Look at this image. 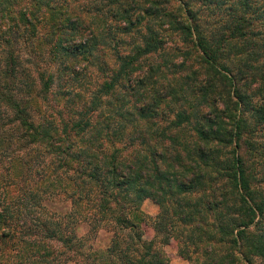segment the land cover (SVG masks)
<instances>
[{
  "label": "trees",
  "instance_id": "obj_1",
  "mask_svg": "<svg viewBox=\"0 0 264 264\" xmlns=\"http://www.w3.org/2000/svg\"><path fill=\"white\" fill-rule=\"evenodd\" d=\"M262 124L264 0H0V264H264Z\"/></svg>",
  "mask_w": 264,
  "mask_h": 264
},
{
  "label": "rangeland",
  "instance_id": "obj_2",
  "mask_svg": "<svg viewBox=\"0 0 264 264\" xmlns=\"http://www.w3.org/2000/svg\"><path fill=\"white\" fill-rule=\"evenodd\" d=\"M196 3L198 5L200 2L198 1ZM83 4L84 3H82V4L79 3L78 8L79 9L82 8L84 6ZM174 43H178V41L176 39H174ZM259 127H262L264 129V124H262ZM252 139H254L255 141H260L264 145V130H263V132H258L256 134H254ZM261 160H262V163L259 166L254 165L253 177L255 180L261 181V182H257V185H261L264 187V180L263 181L261 180V179H264V158ZM262 170H263V172H262ZM51 204H52L51 207H53L57 211H58V209H60L62 207L61 202H59V201L57 202L56 200L52 201ZM140 209L147 216H153L154 214L157 213V210H158L157 206L150 199H144L141 202ZM83 228L84 227H81L78 230V232L81 233ZM108 238H109V234L106 231L99 230L97 232L95 238L93 239L94 247H103L107 243ZM163 248H164V251H165V253L169 259L170 264H188V262L186 260H183L181 257L178 256V254L176 252L175 244L172 240H170L169 244L164 245ZM69 264H72V263H69Z\"/></svg>",
  "mask_w": 264,
  "mask_h": 264
}]
</instances>
